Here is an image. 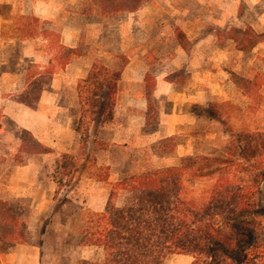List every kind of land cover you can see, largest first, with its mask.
I'll return each mask as SVG.
<instances>
[{
	"label": "rangeland",
	"instance_id": "1",
	"mask_svg": "<svg viewBox=\"0 0 264 264\" xmlns=\"http://www.w3.org/2000/svg\"><path fill=\"white\" fill-rule=\"evenodd\" d=\"M70 1L64 21L51 27L82 28L86 43L79 52L91 61V67L97 64L108 70H120L126 61L116 51L120 42L117 25L123 13L99 17L89 13L88 0ZM160 1L147 0L143 7L189 9L197 14L208 11L207 22L204 18L202 22L199 17L193 19L189 32L178 27L175 35L188 52L200 51L195 44L199 37L208 41V49L203 52H207L209 60L205 65L210 83L209 102L186 107L194 117L193 125H186L180 135L151 143L120 137L114 131V123L100 126L92 114L80 129L82 111L74 81L61 94L50 93L48 103L61 108L48 113L47 135L42 136L47 141L48 152L30 155L22 151L24 139L27 148L32 147L34 140L27 133L18 132L16 160L0 159V173L5 180L14 167L32 166L30 179L34 188L37 187L33 197L26 198L31 205V209L25 207L28 218L31 216L27 247L21 250L17 245L0 242V264H77L80 260L95 258L98 254L95 248L80 245L82 227L91 214L106 208L112 184L126 177L179 165L188 156L228 155L231 136L221 121L211 117V109L235 132L244 129L264 133V0H206L203 5L198 1ZM29 2L17 0L14 8L1 10L8 21L4 25L8 33L13 34V26H18L20 17L26 16L24 10ZM222 12L227 16H222ZM146 20L157 22V18ZM150 36L154 38L155 33ZM185 67L169 76L182 89L194 83L193 72L188 65ZM246 81L255 83L251 91ZM153 103L152 122L160 115L159 102ZM94 106L90 104L86 110L96 112ZM18 178V184L25 185L24 174H18ZM211 186L212 182L203 181L196 191L200 193ZM14 203L24 207L18 201ZM258 203L264 208V182ZM165 264H192V258L172 255Z\"/></svg>",
	"mask_w": 264,
	"mask_h": 264
},
{
	"label": "trees",
	"instance_id": "2",
	"mask_svg": "<svg viewBox=\"0 0 264 264\" xmlns=\"http://www.w3.org/2000/svg\"><path fill=\"white\" fill-rule=\"evenodd\" d=\"M147 0H88V11L109 17L140 9ZM17 29L22 39H42L48 56L45 65L31 64L19 101L36 109L55 74L80 52L62 44L51 23L21 16ZM121 71L94 64L78 83L81 125L89 114L100 126L112 122ZM249 90L252 81L245 82ZM150 111L154 107L153 81L148 83ZM152 87H151V85ZM94 104L91 112L86 107ZM226 126L231 145L226 157L188 156L179 165L162 167L112 184L106 208L91 214L83 224L80 245L98 254L77 264H165L172 255H188L192 264H264V208L258 203L264 182V133L235 132ZM148 123L156 124L158 119ZM34 141L22 151L37 155L48 148ZM26 147V148H25ZM212 182L200 193V182ZM121 201V204L119 202ZM28 216L18 203L0 200V242H28Z\"/></svg>",
	"mask_w": 264,
	"mask_h": 264
},
{
	"label": "crops",
	"instance_id": "3",
	"mask_svg": "<svg viewBox=\"0 0 264 264\" xmlns=\"http://www.w3.org/2000/svg\"><path fill=\"white\" fill-rule=\"evenodd\" d=\"M187 1H198L203 5L206 0ZM15 2L17 0H0V159L6 161L17 158L15 137L18 132L29 133L48 147L47 141L42 137L47 135L48 113L61 108L59 105L48 103L49 94H61L67 85L71 84L70 81H74L75 89H78L79 81L87 78L92 68L91 61L81 52L65 69L55 74L51 89L49 90V86L43 91L36 109L20 103L18 99L25 89L28 67L31 64L45 65L49 58L43 51L46 41L22 39L16 25L13 26V34L8 33L4 27L8 21L1 10L14 8ZM68 4H71L70 0H30L24 14L55 26L64 21ZM221 15L227 16L225 12ZM170 17L173 20L167 21ZM198 17L201 22L203 18L207 22L208 11L197 14L189 9L164 10L142 6L137 11L121 15V21L117 25L120 42L116 51L124 55L126 61L120 69L121 77L112 121L115 124L114 131L118 132L120 137L156 143L180 135L186 125H193L194 117L190 111H186V107L207 105L209 102L210 83L205 67L209 60L207 52H203L208 49V41L199 37L195 44L196 49L199 47L200 51L188 52L175 35L178 27L185 33L189 32L191 22ZM146 18H157V22L153 23ZM81 29L74 25L54 27V30L61 34L63 45L78 50L86 43V34H82ZM202 29L201 27L200 31ZM153 33L154 38L150 36ZM186 65L194 74V83L187 89L178 88L177 83L169 76L180 68L186 69ZM151 81L154 83L153 100L160 104V115L156 124L148 123L150 103L147 92L148 83ZM38 122L44 124V127H40ZM18 174H24L25 185L18 184ZM8 175V180H5L0 173V200L18 201L31 209L26 198L31 199L34 189H37L30 179L32 166L22 169L14 167ZM30 217L27 219L28 225ZM26 247L27 243L17 245L21 250Z\"/></svg>",
	"mask_w": 264,
	"mask_h": 264
}]
</instances>
